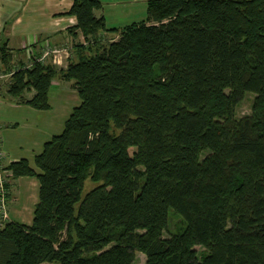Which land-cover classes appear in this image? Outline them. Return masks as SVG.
Returning <instances> with one entry per match:
<instances>
[{"label":"trees","instance_id":"trees-1","mask_svg":"<svg viewBox=\"0 0 264 264\" xmlns=\"http://www.w3.org/2000/svg\"><path fill=\"white\" fill-rule=\"evenodd\" d=\"M101 6L66 12L86 41L77 60L13 73L18 104L49 109L57 75L80 103L37 170L3 168L36 177L38 200L30 224L0 225V264H131L135 251L147 264H264V0H148L121 29ZM105 31L119 35L101 43ZM88 178L99 184L82 198Z\"/></svg>","mask_w":264,"mask_h":264},{"label":"rangeland","instance_id":"rangeland-1","mask_svg":"<svg viewBox=\"0 0 264 264\" xmlns=\"http://www.w3.org/2000/svg\"><path fill=\"white\" fill-rule=\"evenodd\" d=\"M101 43L106 41L102 40ZM2 47L5 48L7 55L3 61L1 56ZM32 51L25 49H9L6 44H0V148L4 152L5 157L3 158V166L7 165L14 158H25L29 161L30 166L33 168L35 164L33 162L34 156L41 152L43 143L49 140L53 135L60 133L63 129L65 120L68 118L72 109L80 103L79 96L75 89L72 87L73 81H65L59 75L54 78V84L51 85L49 90L48 102L50 108L47 110H39L32 108L23 103L18 104L16 99L19 98L12 96L8 92V87L13 81V73L23 68H30L35 61L44 52L48 51L45 60L42 63L55 65L58 69L65 68L68 62L67 56L70 52L65 43L52 44L50 41H44L43 43H35ZM59 50V53L53 52ZM17 51V52H16ZM67 52V53H66ZM62 54L60 62H52L54 55ZM7 60V61H6ZM33 90H25L23 92V98L29 99L33 95ZM254 94L247 93L242 101L237 105L235 113L236 117L240 118L251 113V107L253 102ZM3 144H2V139ZM134 148H130V153ZM37 169V168H36ZM3 176L5 179L4 190H5V201L4 209L5 213L0 210V224H3L8 220V210L11 208L13 198H18L17 192L14 188V178L8 175V172L3 169ZM8 183L9 187L6 188ZM99 183L91 181L89 178L85 180L81 197L91 190ZM17 185V184H16ZM38 198V193H36ZM24 194L19 197V201L22 202ZM17 208V203L12 207ZM78 204H76L77 208ZM2 205L0 206L1 209ZM20 220V219H18ZM25 221L24 219H21ZM174 221L172 218L170 222V230L174 229ZM167 234V233H165ZM194 249L200 253L203 249L200 246H195ZM42 264H53V263H42ZM131 264H147L146 257L142 252L135 251L134 258Z\"/></svg>","mask_w":264,"mask_h":264},{"label":"crops","instance_id":"crops-1","mask_svg":"<svg viewBox=\"0 0 264 264\" xmlns=\"http://www.w3.org/2000/svg\"><path fill=\"white\" fill-rule=\"evenodd\" d=\"M99 1L102 6L94 14L103 16L107 28L121 29L130 23L146 19L148 0ZM72 2L73 0H0V44H6L11 50L23 48L32 51L35 43H65L70 47L68 62L77 60V46L85 45L86 41L82 33L74 28L75 17L66 15ZM118 35V32L105 31L100 36L103 41H111ZM42 55L43 53L40 56ZM50 60L53 62L52 57ZM1 141L3 144V139ZM16 160L19 159L14 158L11 161ZM13 182L18 198H13L10 202L8 220L30 224L38 200V180L34 176H19ZM23 194L24 198L20 202L19 197ZM13 203H17V208L12 207Z\"/></svg>","mask_w":264,"mask_h":264},{"label":"built area","instance_id":"built-area-1","mask_svg":"<svg viewBox=\"0 0 264 264\" xmlns=\"http://www.w3.org/2000/svg\"><path fill=\"white\" fill-rule=\"evenodd\" d=\"M53 52L55 53H59V50H54ZM67 53V52H66ZM48 54V51L44 52L42 56H39L37 58V60L39 61H42L43 58H45V56H47ZM60 57H61V54H58V55H54L53 56V61L54 62H57L59 63L60 62ZM2 76H0L1 78ZM5 157L4 155V152L1 150L0 148V206L2 205L1 207V212L5 213V209H4V201H5V190H4V183L5 182V179H4V176H3V168L5 167V165L3 166L2 162H3V158ZM1 223V221H0ZM1 225V224H0Z\"/></svg>","mask_w":264,"mask_h":264}]
</instances>
